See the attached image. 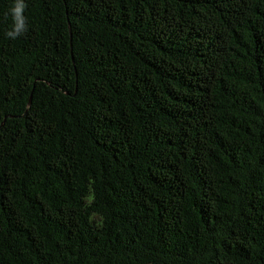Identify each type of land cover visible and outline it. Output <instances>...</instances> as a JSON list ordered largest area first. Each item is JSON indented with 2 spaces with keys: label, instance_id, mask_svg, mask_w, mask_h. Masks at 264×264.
<instances>
[{
  "label": "trees",
  "instance_id": "obj_1",
  "mask_svg": "<svg viewBox=\"0 0 264 264\" xmlns=\"http://www.w3.org/2000/svg\"><path fill=\"white\" fill-rule=\"evenodd\" d=\"M0 0V264H264V0Z\"/></svg>",
  "mask_w": 264,
  "mask_h": 264
},
{
  "label": "clouds",
  "instance_id": "obj_2",
  "mask_svg": "<svg viewBox=\"0 0 264 264\" xmlns=\"http://www.w3.org/2000/svg\"><path fill=\"white\" fill-rule=\"evenodd\" d=\"M26 7L24 0H15L11 8L13 27L7 32L8 37L15 39L27 31L26 17L24 15Z\"/></svg>",
  "mask_w": 264,
  "mask_h": 264
}]
</instances>
